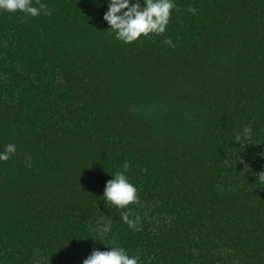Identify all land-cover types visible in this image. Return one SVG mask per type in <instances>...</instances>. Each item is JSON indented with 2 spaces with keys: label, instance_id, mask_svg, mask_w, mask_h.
<instances>
[{
  "label": "trees",
  "instance_id": "obj_1",
  "mask_svg": "<svg viewBox=\"0 0 264 264\" xmlns=\"http://www.w3.org/2000/svg\"><path fill=\"white\" fill-rule=\"evenodd\" d=\"M40 2L50 15L0 10V153L16 145L0 264L113 246L138 264H264V0H174L165 32L131 43L108 0ZM125 162L140 203L119 209L103 193Z\"/></svg>",
  "mask_w": 264,
  "mask_h": 264
},
{
  "label": "clouds",
  "instance_id": "obj_2",
  "mask_svg": "<svg viewBox=\"0 0 264 264\" xmlns=\"http://www.w3.org/2000/svg\"><path fill=\"white\" fill-rule=\"evenodd\" d=\"M38 7L33 6V0H0V10L9 13H23L26 16L36 17L43 12L50 15V10L40 0H35ZM108 10L104 13L103 19L108 23L109 28L115 34L116 39L124 43L136 41L141 36L148 37L149 34L161 35L165 32L169 22L171 12L175 8L174 0H144L143 7L139 2L130 3V0H108ZM189 12L196 13V9L189 6ZM163 43L170 47H175L171 39H165ZM245 138L251 135V125H246L243 129ZM240 134L236 140L239 142ZM16 153V145L8 144L3 153H0V161H7ZM264 156V153H261ZM241 163L242 159L239 157ZM26 167L30 168L31 157L26 159ZM130 165L123 164L124 171H117L113 178L106 182L103 198L119 209H125L128 205L139 204L137 188L128 180L126 172ZM249 166L244 165L242 173L249 172ZM257 182L264 183V171L258 172ZM131 217V218H130ZM104 219V218H102ZM121 219L129 228L138 231L140 217L134 216L131 210L123 211ZM112 227V220L104 221L103 227L97 231L107 234ZM110 251L93 250L92 253L83 260V264H138L139 257H130L122 247H110Z\"/></svg>",
  "mask_w": 264,
  "mask_h": 264
}]
</instances>
